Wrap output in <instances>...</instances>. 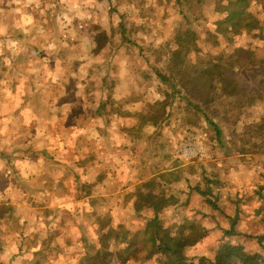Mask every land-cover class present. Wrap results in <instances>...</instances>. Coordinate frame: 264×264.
Segmentation results:
<instances>
[{
    "label": "rangeland",
    "instance_id": "rangeland-1",
    "mask_svg": "<svg viewBox=\"0 0 264 264\" xmlns=\"http://www.w3.org/2000/svg\"><path fill=\"white\" fill-rule=\"evenodd\" d=\"M13 1L10 22L26 20V41L42 47L34 57L43 55L79 101L76 116L91 119L95 105L104 104L98 137L108 111L123 118L128 157L123 164L110 162L106 170L124 166L122 174L130 177L126 188L144 180L117 197L132 203V210L106 204V186L113 194L122 189L108 184L102 193L97 186L67 182L61 190L66 209L58 215L59 225L50 228L54 238L39 231L41 242H21L28 254L23 264H99L97 255L114 264L103 254L124 248L118 239L125 229L163 237L178 235L189 224L206 235L185 246L187 264L212 259L223 243L264 258V238L259 240L264 237V0H239L249 17L233 21L234 27L228 10L238 0ZM1 9L0 3V14ZM16 55L10 53V60L17 62ZM6 57L5 49L0 66ZM36 81L34 94L42 100L49 83ZM0 143L11 145L9 132ZM97 150L98 160L104 158V146ZM5 168L0 183L10 185ZM102 168L98 165L97 172ZM40 196L33 201L13 195L17 211L13 205L10 212V203L1 207L0 235L12 230L16 217L27 218L39 200L43 207L51 205L52 198ZM87 198L97 213L86 226L79 208ZM50 214L46 223L52 222ZM230 230L232 236L226 235ZM150 233L137 236V256L147 253L139 249ZM160 261L155 255L127 264Z\"/></svg>",
    "mask_w": 264,
    "mask_h": 264
},
{
    "label": "crops",
    "instance_id": "crops-1",
    "mask_svg": "<svg viewBox=\"0 0 264 264\" xmlns=\"http://www.w3.org/2000/svg\"><path fill=\"white\" fill-rule=\"evenodd\" d=\"M13 2L0 0L1 7L5 8L1 9L0 14V54L5 49L7 53L0 66V139L9 132L11 144L6 147L0 143V170L3 164H6L2 173L8 170L9 178L12 176V179L7 181L10 185L0 183V209L8 203L12 204L9 205L10 212L14 206L16 209L12 197L18 194L33 201L34 197L48 196L52 198V202L51 205L43 207V200H39V205L29 207L32 212L27 213V218L16 217L12 230L0 235V264H23L28 254L20 243L35 240L41 242L42 240H38L39 231H45L48 236L54 238L50 228L55 229L59 225L58 215L66 209L67 202L61 198V193L68 185L67 182H70L68 186L79 185V182L84 186H97L102 193L103 190L106 192V204L110 209L132 210L129 206H133L132 203H123L122 198L117 197L134 186L142 185L144 181L137 179L136 184L126 188L130 177L122 174L124 166L106 170L104 166H108L110 162L123 164V159L128 157L127 147H130V140L126 135V128L122 126L123 118L108 111L109 120L102 121L104 132L98 137L97 120L101 118L98 110H103L104 104L95 105L91 119H84L81 114L76 116L75 108L81 105L79 101L66 89L65 82L58 72L54 73L50 66L45 64L43 55L34 57V50L38 52L42 47L32 46L31 42L26 41L29 35L26 20L21 19V23L17 20L10 22L7 16L8 8ZM41 36L43 39L42 33ZM10 53L18 54L16 56L21 58L17 62L11 61ZM4 68L8 70L5 72ZM35 78L41 83H49L48 92L42 100L34 94L37 87ZM101 144L104 146L105 157L98 160L97 148ZM88 146L92 149H88ZM83 154L86 155L84 159ZM98 165L103 166L99 172ZM14 170H19L21 175H14ZM153 177H156L155 174ZM108 184L122 190L119 194H113L110 187L106 186ZM103 186L106 187L102 190ZM108 195L115 197L111 201ZM85 200L88 206H80L79 214L81 219L86 220L84 225L87 226L90 225L88 222L91 214L97 209L95 205L90 204L91 199H83L82 203ZM72 207L76 210L77 206ZM48 211L51 212V223L50 219L47 223L44 221L49 215ZM43 212H47V215Z\"/></svg>",
    "mask_w": 264,
    "mask_h": 264
},
{
    "label": "trees",
    "instance_id": "trees-1",
    "mask_svg": "<svg viewBox=\"0 0 264 264\" xmlns=\"http://www.w3.org/2000/svg\"><path fill=\"white\" fill-rule=\"evenodd\" d=\"M232 0H229L231 2ZM236 0H233V3ZM238 2L233 4V10H228L230 25L234 27V22L240 20L242 22L247 21L249 17L245 8H241ZM231 6V5H230ZM224 9V8H223ZM219 25H224L223 21L215 22ZM216 135L219 137V130L215 127ZM154 185V182L151 183ZM124 234L119 236L118 241H122L124 248L115 252H104L105 259L111 257V262L114 264H127V262L145 261L153 256H159L160 264H187V257L184 254L185 246L187 243L191 244L197 242L200 238L206 235V231L202 227L194 224H189L187 230L178 235H165L157 236V234L150 233L151 230L144 229L143 231L131 232L124 230ZM150 237L146 239V242L142 245L139 251H147L145 256L139 257L138 253V241L137 236L140 234H149ZM226 235H231L232 232H225ZM264 237L259 238V240ZM93 259L98 260L99 264H105L99 255L94 256ZM92 264V262L85 263ZM196 264H264V258L259 254L246 253L241 245H233L229 243H223L217 250L212 259L206 257L197 258Z\"/></svg>",
    "mask_w": 264,
    "mask_h": 264
}]
</instances>
